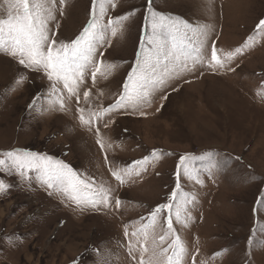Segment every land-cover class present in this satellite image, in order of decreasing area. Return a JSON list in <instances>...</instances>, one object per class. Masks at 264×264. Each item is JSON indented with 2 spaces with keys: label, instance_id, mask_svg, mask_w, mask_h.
<instances>
[{
  "label": "rangeland",
  "instance_id": "obj_1",
  "mask_svg": "<svg viewBox=\"0 0 264 264\" xmlns=\"http://www.w3.org/2000/svg\"><path fill=\"white\" fill-rule=\"evenodd\" d=\"M143 3L123 0L112 15L141 8ZM155 5L193 24L210 25L209 40L216 41L221 56L249 36L251 46L230 62L234 71L213 72L204 66L173 80L143 107L146 115L110 114L95 125L103 150L95 127L89 131L81 125L74 100L67 112H43L48 104L46 78L0 53V153L12 149L45 153L113 190L109 209L74 211L76 206L64 197L50 195L34 172L29 173L30 180H22L14 171L0 173V179L11 185L0 194V264H134L124 227L131 233L139 227L140 217L166 201L175 187L179 156L185 153L204 157L193 162L203 183L181 180L189 198L195 196V203L187 206L192 219L186 227L174 224L190 253L187 264H193V254L196 264H264V205L259 203L264 198V35L255 31L264 18V0H213L210 11L207 0H155ZM5 7L0 0V17H6ZM90 8L91 0H69L67 14L57 17L61 39L78 33ZM142 25L143 16L138 14L122 37L112 38L106 51L100 49L119 68L108 80H98L89 105H80L86 108V118L89 109L96 111L100 104L107 107L113 102L135 59ZM210 52L211 44L209 56ZM20 74L28 80L9 91ZM86 83L91 88L90 77ZM41 91L44 96L37 108L28 109ZM166 94L167 99H162ZM153 149L171 155L152 160L141 176L123 186L105 163L107 155L113 166L124 167L150 156ZM210 152L216 154L217 164L211 175L212 158L205 155ZM117 197L122 201L120 209L114 207Z\"/></svg>",
  "mask_w": 264,
  "mask_h": 264
},
{
  "label": "snow or ice",
  "instance_id": "obj_2",
  "mask_svg": "<svg viewBox=\"0 0 264 264\" xmlns=\"http://www.w3.org/2000/svg\"><path fill=\"white\" fill-rule=\"evenodd\" d=\"M122 2L91 0L86 21L78 33L72 38L61 39L58 34L61 24L57 17L63 18L67 14L69 0H3L6 17H0V53L16 60L26 70L42 73V78H46L48 104L43 112H67L74 100L78 119L89 131L96 124L103 123L110 114L138 113L143 116L146 113L142 109L150 104L154 93L166 88L173 80L182 79L186 73H194L204 66L213 72L218 68L234 71L230 62L251 46L248 41L253 37L249 36L241 46L221 56L216 41L209 40L212 31L210 25L193 24L182 16L161 12L156 8L155 0H144L141 8L112 15L114 10L119 11ZM212 2L207 0L208 11ZM138 14L143 16V25L135 59L127 75L118 92L114 93L113 102L107 107L100 104L96 111L89 109L86 118V108L80 105H89L93 100L91 89L96 88L98 80H108L119 68V64L105 59V51L111 47L112 38L122 37L126 33L129 23ZM255 31L264 35V18L258 20ZM102 48L105 51H101ZM89 77L91 88L86 83ZM27 80V75L20 74L9 91H14ZM98 95L103 96V93L98 92ZM43 96V91L38 92L28 109L37 108V101ZM162 99L166 100L167 94ZM104 127H109V124H104ZM95 135L97 144L103 150L105 146L98 127H95ZM165 155L171 153L153 149L150 156L132 161L124 167L113 166L106 155L105 163L109 165L111 176L123 186L132 177L141 176L152 160L158 161ZM205 155L212 158L209 166L211 175L210 169L217 167L216 154L210 152ZM200 159L204 157L190 153L180 155L174 174L175 187L167 195L166 201L151 208L146 217H140L139 227H134L131 233L125 225L128 256L134 264H187L186 257L190 253L174 224L186 227L192 219L187 206L195 203V196L189 198L181 180L186 177L203 183L193 165L194 161ZM228 159L225 157L223 161L225 166ZM13 171L22 180H30L29 173L34 172L39 183L51 190L50 195H61L76 206L74 211L109 209L111 206V188L104 187L102 182L98 184L95 178L80 173L69 163L51 155L20 149L0 153V173L11 175ZM10 187L9 183L0 179V194ZM259 203L264 205V198ZM121 206L122 201L117 197L114 207L120 209ZM252 240L250 236V244ZM193 264H196L194 254ZM200 264H204V261Z\"/></svg>",
  "mask_w": 264,
  "mask_h": 264
}]
</instances>
